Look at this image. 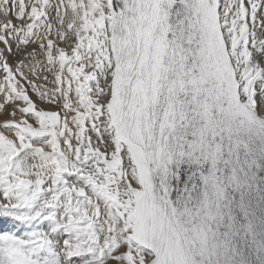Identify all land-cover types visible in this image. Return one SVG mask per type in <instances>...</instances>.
Here are the masks:
<instances>
[{
    "label": "snow or ice",
    "instance_id": "1",
    "mask_svg": "<svg viewBox=\"0 0 264 264\" xmlns=\"http://www.w3.org/2000/svg\"><path fill=\"white\" fill-rule=\"evenodd\" d=\"M0 264H264V0H0Z\"/></svg>",
    "mask_w": 264,
    "mask_h": 264
}]
</instances>
